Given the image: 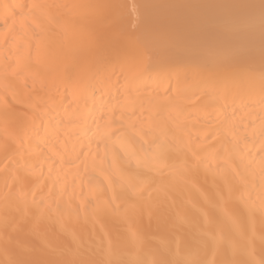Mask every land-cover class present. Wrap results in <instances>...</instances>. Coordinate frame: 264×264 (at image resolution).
Returning <instances> with one entry per match:
<instances>
[{"label":"bare ground","instance_id":"1","mask_svg":"<svg viewBox=\"0 0 264 264\" xmlns=\"http://www.w3.org/2000/svg\"><path fill=\"white\" fill-rule=\"evenodd\" d=\"M0 264H264V0H0Z\"/></svg>","mask_w":264,"mask_h":264}]
</instances>
